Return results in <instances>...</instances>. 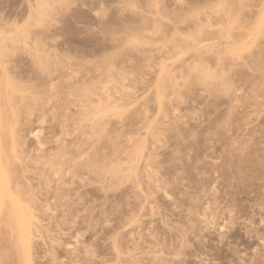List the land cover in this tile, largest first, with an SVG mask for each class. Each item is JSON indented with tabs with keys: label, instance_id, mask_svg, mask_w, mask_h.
Wrapping results in <instances>:
<instances>
[{
	"label": "rangeland",
	"instance_id": "obj_1",
	"mask_svg": "<svg viewBox=\"0 0 264 264\" xmlns=\"http://www.w3.org/2000/svg\"><path fill=\"white\" fill-rule=\"evenodd\" d=\"M263 10L0 0V148L43 235L32 264H264Z\"/></svg>",
	"mask_w": 264,
	"mask_h": 264
},
{
	"label": "bare ground",
	"instance_id": "obj_2",
	"mask_svg": "<svg viewBox=\"0 0 264 264\" xmlns=\"http://www.w3.org/2000/svg\"><path fill=\"white\" fill-rule=\"evenodd\" d=\"M261 18L262 17H259L260 23ZM37 131L33 133L34 136H32V138H35L34 141H36L38 145H41L42 140ZM7 164V159L4 160L2 158L0 148V213L4 207L7 208V213L11 216V222L8 221L11 225L8 226L10 228V233L12 232L11 234L13 235V240H10L9 242L12 243L8 244L6 241L7 244L5 245H7L9 248H14V253L15 255L17 254V259L19 258V261L17 260V262H19L18 264H32V249H35V252L37 251V245H39L43 239V235L36 226L35 215L32 211L33 208L30 204V199L24 196L22 189H14L12 187V183L10 182L13 177H10L9 175L16 169V167L11 169L9 166H7ZM5 245L3 244L4 247L8 248ZM10 253L12 252L10 251ZM8 255H2L4 257L1 258H12L10 255L8 257ZM7 258H5L6 261H4L5 259H1L3 264L11 263V261L8 262V260L12 259Z\"/></svg>",
	"mask_w": 264,
	"mask_h": 264
}]
</instances>
